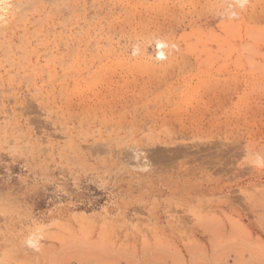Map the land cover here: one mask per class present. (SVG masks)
<instances>
[{
	"label": "rangeland",
	"instance_id": "1",
	"mask_svg": "<svg viewBox=\"0 0 264 264\" xmlns=\"http://www.w3.org/2000/svg\"><path fill=\"white\" fill-rule=\"evenodd\" d=\"M0 264H264V0H0Z\"/></svg>",
	"mask_w": 264,
	"mask_h": 264
},
{
	"label": "bare ground",
	"instance_id": "2",
	"mask_svg": "<svg viewBox=\"0 0 264 264\" xmlns=\"http://www.w3.org/2000/svg\"><path fill=\"white\" fill-rule=\"evenodd\" d=\"M18 10V9H17ZM16 11V10H15ZM17 12V11H16Z\"/></svg>",
	"mask_w": 264,
	"mask_h": 264
}]
</instances>
